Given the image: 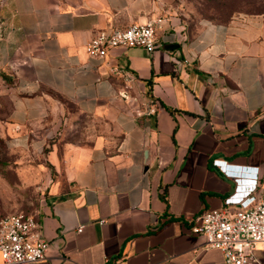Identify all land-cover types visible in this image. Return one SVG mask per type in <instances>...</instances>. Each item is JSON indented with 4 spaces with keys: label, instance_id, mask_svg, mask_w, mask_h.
Returning <instances> with one entry per match:
<instances>
[{
    "label": "crops",
    "instance_id": "obj_1",
    "mask_svg": "<svg viewBox=\"0 0 264 264\" xmlns=\"http://www.w3.org/2000/svg\"><path fill=\"white\" fill-rule=\"evenodd\" d=\"M159 18L152 53L86 51L99 29ZM2 74L12 143L46 149L55 177L36 213L51 245L34 264H225L189 219L258 201L263 17L191 24L174 0H7ZM254 256L264 264V248Z\"/></svg>",
    "mask_w": 264,
    "mask_h": 264
},
{
    "label": "built area",
    "instance_id": "obj_2",
    "mask_svg": "<svg viewBox=\"0 0 264 264\" xmlns=\"http://www.w3.org/2000/svg\"><path fill=\"white\" fill-rule=\"evenodd\" d=\"M6 2L0 0V10ZM161 21L159 18L123 28L99 29L89 39L86 51L94 59H104L117 47H141L152 53ZM146 113L154 114L155 107L150 106ZM255 186L258 201L253 207L227 205L205 210L189 219L192 233L204 238L202 249H219L225 264H253L254 251L264 248V181H256ZM81 229V225L76 227L78 232ZM50 245L35 214L15 212L0 218L2 264H34L47 256Z\"/></svg>",
    "mask_w": 264,
    "mask_h": 264
},
{
    "label": "rangeland",
    "instance_id": "obj_3",
    "mask_svg": "<svg viewBox=\"0 0 264 264\" xmlns=\"http://www.w3.org/2000/svg\"><path fill=\"white\" fill-rule=\"evenodd\" d=\"M188 23L198 19L228 22L246 17L264 18V0H174ZM12 91L0 76V218L15 212L37 213L44 199L46 180H54L45 150L15 146L9 122ZM49 181V180H48Z\"/></svg>",
    "mask_w": 264,
    "mask_h": 264
},
{
    "label": "trees",
    "instance_id": "obj_4",
    "mask_svg": "<svg viewBox=\"0 0 264 264\" xmlns=\"http://www.w3.org/2000/svg\"><path fill=\"white\" fill-rule=\"evenodd\" d=\"M1 77H2L4 80L8 81L6 75L2 74ZM8 83H9V81H8Z\"/></svg>",
    "mask_w": 264,
    "mask_h": 264
}]
</instances>
